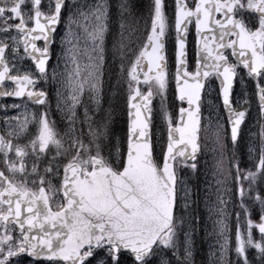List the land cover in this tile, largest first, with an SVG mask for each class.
Listing matches in <instances>:
<instances>
[{
  "label": "snow or ice",
  "instance_id": "6c2138e0",
  "mask_svg": "<svg viewBox=\"0 0 264 264\" xmlns=\"http://www.w3.org/2000/svg\"><path fill=\"white\" fill-rule=\"evenodd\" d=\"M170 59L188 104L175 119ZM216 81L230 131L223 135L218 115L213 124L208 100L220 158L203 202L215 243L198 260L201 192L192 177L207 130L202 93L207 86L211 96ZM120 89L131 109L123 140L110 106ZM156 96L167 135L154 144ZM6 99L21 102L0 104V264H264V0H0ZM253 100L258 131L245 137Z\"/></svg>",
  "mask_w": 264,
  "mask_h": 264
},
{
  "label": "rangeland",
  "instance_id": "374dc122",
  "mask_svg": "<svg viewBox=\"0 0 264 264\" xmlns=\"http://www.w3.org/2000/svg\"><path fill=\"white\" fill-rule=\"evenodd\" d=\"M89 2H91V0H89ZM167 2L171 3L172 0L170 1L167 0ZM145 3H148V0H145ZM63 35H64V31L62 33V36ZM192 40L190 42V50L192 48ZM59 54H61V47L59 48ZM191 54H192V51H191ZM60 64H61L60 70L62 71L63 64H64L63 59H61ZM239 91H240V87L238 84L237 90L234 93V95L239 93ZM216 94L217 92L215 89V94L212 93L211 96H208L207 101L211 100L213 102L215 106V111L211 113V115L213 116V124L217 122L216 116L218 115L219 123H221L225 129V132L223 133L224 135V134H228L229 127H228V123L226 120V116L223 110L221 109L219 98ZM174 97H175L174 88L172 84H168L167 105H168L169 111L172 112L173 118L175 119L176 114H177L176 112L177 105H176V100ZM20 102H16V103H20ZM25 103H28V102H25ZM126 103H127V93H126V90L124 89H120L118 90L116 95L110 96V106L112 108V116H113V128L117 130L118 132H120L121 134L124 133L125 122H126ZM0 104H3V103H0ZM28 107H29V110L31 111H37V109L31 104H28ZM158 108H159V98L157 102V110ZM0 114H2V116L4 117L3 112H0ZM8 115L16 116L18 115V113L15 111H10ZM205 115H206L205 126L207 129L206 133L208 135L205 157L203 158L201 162H199L198 173L195 175V177H192V179L195 180V183L201 192V202H200V206L198 210V214L201 217V224L198 226V235H197V242L200 248L201 255L198 256V260L201 258H204L203 254L207 252L209 245L215 243L213 236H212V231H213L212 221L208 219L209 213L207 212L205 208L203 200H204V196L206 195L204 192L205 187L211 188L215 184V181L213 179V173L215 172L217 160L220 158L217 153L215 138L213 136V130L207 128L208 117L210 115V112L208 111V104L206 106ZM257 116H258V109L256 107L255 100H253L252 107L249 111L248 119L242 129V134L245 137L247 136L249 130H251L252 132L258 131V127H256ZM154 126H155L154 136L156 139V143L163 142L164 140H166L167 127L164 124V122L157 117V115H156V121H155ZM115 135L117 136V132H115ZM21 142L23 143L24 141H21ZM224 167L226 168L228 166L224 164ZM184 172H185L186 178L191 176L190 173L186 171ZM208 195H210V193Z\"/></svg>",
  "mask_w": 264,
  "mask_h": 264
},
{
  "label": "water",
  "instance_id": "95a60500",
  "mask_svg": "<svg viewBox=\"0 0 264 264\" xmlns=\"http://www.w3.org/2000/svg\"><path fill=\"white\" fill-rule=\"evenodd\" d=\"M136 101H133V103H135ZM130 111H131V109H130ZM227 112V111H226ZM130 115V114H129ZM228 115V114H227ZM129 119H130V121H129V127H130V125H131V116H129Z\"/></svg>",
  "mask_w": 264,
  "mask_h": 264
}]
</instances>
